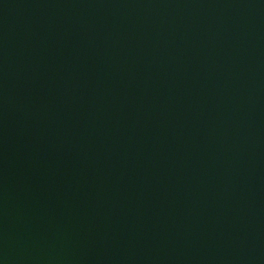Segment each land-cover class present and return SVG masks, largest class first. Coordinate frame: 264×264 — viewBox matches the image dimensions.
Returning a JSON list of instances; mask_svg holds the SVG:
<instances>
[{
    "label": "water",
    "instance_id": "water-1",
    "mask_svg": "<svg viewBox=\"0 0 264 264\" xmlns=\"http://www.w3.org/2000/svg\"><path fill=\"white\" fill-rule=\"evenodd\" d=\"M0 264H264V0H0Z\"/></svg>",
    "mask_w": 264,
    "mask_h": 264
}]
</instances>
